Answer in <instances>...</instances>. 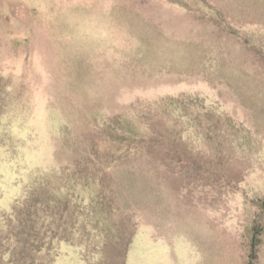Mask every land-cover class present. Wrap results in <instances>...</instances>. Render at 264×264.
<instances>
[{
	"label": "rangeland",
	"instance_id": "obj_1",
	"mask_svg": "<svg viewBox=\"0 0 264 264\" xmlns=\"http://www.w3.org/2000/svg\"><path fill=\"white\" fill-rule=\"evenodd\" d=\"M41 176L44 264H264V0H0V215Z\"/></svg>",
	"mask_w": 264,
	"mask_h": 264
},
{
	"label": "trees",
	"instance_id": "obj_2",
	"mask_svg": "<svg viewBox=\"0 0 264 264\" xmlns=\"http://www.w3.org/2000/svg\"><path fill=\"white\" fill-rule=\"evenodd\" d=\"M78 183L77 180H65L64 184L53 186L47 176H41L29 185L21 199L15 201L9 213L0 215V227L5 228L0 241L5 240L9 245L8 248H0V264H44V258L33 253L42 252L53 238L70 240L65 237L69 233H62V230H73L78 217L84 213L71 205L76 200L73 195L77 194ZM92 203L90 201L91 205L85 211L89 220H107L106 213L99 212L98 215ZM55 222L57 225L53 226ZM8 252L10 255H6ZM85 264L113 263L102 255L97 262L86 260Z\"/></svg>",
	"mask_w": 264,
	"mask_h": 264
}]
</instances>
